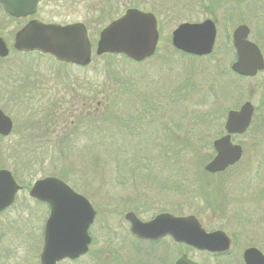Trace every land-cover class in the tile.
<instances>
[{
  "label": "rangeland",
  "instance_id": "rangeland-1",
  "mask_svg": "<svg viewBox=\"0 0 264 264\" xmlns=\"http://www.w3.org/2000/svg\"><path fill=\"white\" fill-rule=\"evenodd\" d=\"M123 1L125 7L135 4L142 9H153L157 17L158 47L154 56L143 62L129 61L120 55H116L113 59L97 57L94 48L98 22L89 24L88 35L93 46V59L86 67L59 64L49 56L36 52L16 53L12 48L13 34L21 23L4 18L0 28V36L9 48L8 56L0 59V107L14 122L10 136L0 140V166L11 170L16 168V177L24 185L31 184L38 178L49 175L58 176L63 172L72 171V177L67 172L68 177L70 176L68 182L75 184V186L72 184V187L83 194L96 211L94 221L89 228V234L92 237L90 253L76 261L64 260L58 264H93L90 254L96 250V247H106L111 251L113 247L125 245H171L175 255L179 249L169 238L157 243L133 241L129 238L128 223L123 215L128 210H133L130 205L134 204L136 199L139 202L140 194L147 196L144 201L146 205L138 207L135 211L142 220H148L159 211L175 215L194 214L206 229L227 224L226 231H233L232 225H235L236 220L231 217L235 213L231 208L232 205L229 207V213L223 216L224 218L214 221L210 213L205 211L204 202L189 198L180 187L176 190H171L169 187L164 189L141 178L139 180L137 176H132L130 171L134 165L131 160L136 161V157H141L142 160L138 158L141 162L149 160L156 166L155 171L162 172L160 179L168 177L170 182L173 180L182 182V179L193 178L194 172H198L194 173L197 174L196 177L204 176L201 172L204 165L199 166L196 158L199 155L207 157L203 164L210 160L213 155L211 142L222 134L225 119H222L220 133L214 136L212 131H215L216 127L206 126L205 120L202 121V117L210 112L213 103L219 101L225 104L228 111L238 108L248 100L256 108L255 114L264 112V73L246 78L238 77L230 70V64L234 60L231 33L237 24L248 25L250 28L248 38L257 43L264 53V13H261L260 2L246 0L238 6L234 0L231 4H226V6H235V9H232L230 14L224 10H219L217 13L214 53L208 57L194 58L174 49L170 36L171 31L181 22H200L210 17V12L200 6L199 0ZM95 4L96 0H88L85 8L88 6L87 9H91ZM250 6L259 8L249 10ZM85 8L82 4L66 11L60 7L58 1H45L40 7L38 16L45 19H58L68 14L72 19L83 20ZM226 11L228 12V9ZM116 12L114 8L106 14L95 16L102 22ZM110 60L113 64L109 63ZM191 76L194 79L190 82L188 78ZM26 77L29 78L28 82H34L41 87L73 85L75 88L82 89L86 97L88 93L86 88L91 81L95 85L94 88L105 91L99 94L98 99H95L93 103L101 102L102 97L109 95L107 106L102 107L103 111L108 109L112 115L123 117L125 112L128 115L138 109V111H144L146 117L142 120L139 133L133 136V140L126 138L124 134L123 137L119 133L116 134L119 141L123 140L119 142L121 146H124L122 154L109 152L106 149H100L98 152L86 149L83 152L81 146L85 145L79 142L80 151H77L78 154L75 153L76 157H87L86 160L92 164L90 160L95 152L97 157L100 156L98 164L84 169L81 165V167L72 168V152L67 149V146L62 149L60 146V148L55 147L46 157L44 156L45 148L33 151L24 149L21 160L30 159L31 164L29 169H22L25 166L15 165L16 160L12 158L11 150L9 152L8 150L11 146L13 150H16V144L23 140L21 139L23 136H26L25 139L28 142L37 141L32 137L36 132L32 129L37 127L29 126V129L28 126L25 127L27 123L29 124L31 113L29 108L34 111L38 109L37 99L32 104L31 101L27 104L28 102L25 103L22 99L14 100L11 95L13 87L14 90H18ZM193 82L196 85L192 86ZM77 83L79 86L75 85ZM9 90L11 92L7 94ZM254 121L252 123H256V120ZM117 131L120 132V130ZM142 134L144 136H141ZM256 134L255 129L252 128L241 135L232 137L235 143L242 146L243 153L241 159L226 172L246 171L245 175L248 177L260 176V173H255L256 171L264 172V137L262 139ZM172 138H176L177 141L183 140L184 144H178L173 150L171 148L173 145L169 141ZM185 139L197 144L198 151L195 155ZM133 141L137 144L134 145ZM208 142H210L209 145ZM64 149L65 152H63ZM174 162L176 164L173 165ZM247 167L249 169H246ZM115 173H119L118 177L121 180H127L128 183L117 184L118 174L115 175ZM213 178L215 179L216 176ZM249 181H251L249 178L242 180L243 183ZM231 182L226 181L230 191L235 185L237 186L234 180ZM136 187L144 189L138 192L135 190ZM128 197L133 200L131 204L130 201H126ZM122 198H124L120 201L122 205L109 204ZM113 199L115 200L110 201ZM239 208L247 215L253 216L246 220L241 215L243 221L240 226L233 228L241 231L238 233L243 236L242 245H246V239L254 241L252 237L264 233V202L243 203ZM240 210L237 209V212ZM47 213L48 207L30 199L27 190L19 192L14 204L0 214V264H39L42 229ZM262 247L264 249V243Z\"/></svg>",
  "mask_w": 264,
  "mask_h": 264
},
{
  "label": "water",
  "instance_id": "water-1",
  "mask_svg": "<svg viewBox=\"0 0 264 264\" xmlns=\"http://www.w3.org/2000/svg\"><path fill=\"white\" fill-rule=\"evenodd\" d=\"M39 0H0L3 10L11 16L32 14ZM249 28L237 25L232 31V44L236 59L231 70L245 77H252L264 70V59L259 47L248 40ZM216 27L211 19L201 22H182L171 32L172 46L194 56L208 55L215 42ZM159 33L157 19L152 12L129 8L123 15L101 29L95 54H120L134 62L150 58L156 49ZM12 47L20 52L38 51L51 55L55 60L87 66L91 61V42L82 23L59 25L30 20L14 34ZM9 53L0 37V57ZM254 107L244 101L238 109H230L224 121V133L213 139L212 158L204 170L216 173L237 163L242 156V147L232 141V135L243 134L249 127ZM12 120L0 108V135L7 136L12 129ZM20 189L11 172L0 169V212L9 207ZM29 196L48 205L49 212L43 229V244L39 264H57L68 258L76 259L85 254L90 244L89 226L96 211L89 200L74 191L67 183L55 176L35 180ZM124 219L129 223V232L141 239L156 240L170 236L198 249L209 251L227 250L230 238L223 230L206 231L193 214L174 215L159 212L148 220H141L133 211H127ZM262 255L255 248L244 252L245 261L251 264L250 255ZM175 264H199L181 256Z\"/></svg>",
  "mask_w": 264,
  "mask_h": 264
},
{
  "label": "flooded vegetation",
  "instance_id": "flooded-vegetation-1",
  "mask_svg": "<svg viewBox=\"0 0 264 264\" xmlns=\"http://www.w3.org/2000/svg\"><path fill=\"white\" fill-rule=\"evenodd\" d=\"M45 1H58L60 3V7L68 11V10L74 9L77 6H81L82 4H84V8H85V5L88 0H39L37 2L35 11L32 14H27L25 16H19V17L9 15L0 6V28H2V22H3L2 20L4 18L6 20L20 22L21 25L18 26L17 30L20 29L22 26H24L30 20H38L43 23H56L59 25L82 23L86 27L87 31L89 29V24L92 25L98 22L99 23V26L97 27L98 29L97 38H98L99 32L102 28H104L111 21L123 15L125 11L129 8H137L140 10L149 11V12L154 13L153 9H142L135 4H131L125 7V3L123 0H96V4L91 9H87L88 6H86L85 8L86 10L84 13L85 17L83 20L72 19L70 16H68V14H65L63 18L45 19V18L40 17V15L38 16V13H40L39 12L40 7ZM232 1L234 0H230L229 4H231ZM224 2H226V0L223 1V3ZM259 2L261 3L260 8L262 7L260 9L261 13H264V0H261ZM201 7H203L204 10H207V7L205 6H201ZM250 7L251 8L249 10L259 8L255 6H250ZM114 8L116 9L117 12L111 17L108 16L106 21L103 20L102 22H100L97 20V17L95 16L96 14L98 15L106 14L110 10H113ZM119 8H121L120 11H119ZM213 9L214 10L210 12L211 15L209 18L215 21V24H216L218 20L217 13L219 12V10H224L227 14H230L231 10L235 9V6L234 7L226 6L225 4L224 6L223 5L215 6ZM227 9H228V12L226 11ZM157 24H158V21H157ZM215 48L216 47L214 44L213 51L215 50ZM92 51H93V48H92ZM33 52H36L40 55L49 56L51 59H53L55 62L59 64L72 65V63L59 62L55 60L49 54L40 53L37 51H33ZM33 52L23 53V52L16 51V53H19V54H26V53H33ZM261 52H262L263 59H264V53L262 50ZM103 55H107V54H102L100 56H103ZM206 56L208 57L209 55L200 56V57H206ZM235 58H236V54L234 51V59ZM258 73H264V70ZM28 80L29 78L26 77V80H23L25 85H22L19 87V89H21L23 93L22 100L25 103L28 102L27 104H29L31 101V104H32L37 99L38 109L34 111L33 109L29 108V110L31 111L30 115L35 114L37 122L36 124L27 123L25 127L28 126L27 127L28 129H29V126L32 128L34 126L37 127L36 129H32L33 132L36 131L35 132L36 134L34 133L32 137L36 138L37 141L40 140L43 142H47L48 144H50L51 142L52 143L69 142L68 147L72 152V124L74 123L73 119L74 118L77 119L78 117H84L85 115H89L90 113L96 114L100 109H102V104L105 102H108L109 96L102 97L103 99L101 102L95 101L93 103V101L89 99H86L85 100L86 102L80 101V99H77L74 102H72V98H73L72 97V85L41 87V86H37L34 82H30V81L28 82ZM263 111H264V107H263ZM252 119H253V116H252ZM12 124H13L12 129H11V132L8 134V136H10L14 128L13 120H12ZM37 131H39V133H37ZM8 136H5V137H8ZM0 137L5 138L4 136L3 137L0 136ZM25 138L26 136H23L21 139H25ZM59 146L60 145L57 144V147ZM65 146L66 144L63 145V147ZM17 163L18 161L15 162V164ZM231 167L233 166H229L224 171L217 172V173H208L206 171L204 172L208 175H211L212 177L216 176V178L220 177L221 179H225L228 182H231L233 180L235 181L237 186L234 184L235 186L233 190L230 191L228 190V187H227L228 185H227L226 186L227 191L225 190L224 192L225 194H227V197H229V203H230L229 206L231 205L240 206L242 203H249V204L250 203L254 204L256 202L263 203L264 202V172L256 171L255 173L256 174L260 173V176L256 175V176L248 177L247 175H245L246 171H238L236 173L226 172ZM22 169H29V165L25 166ZM246 169H249V168L247 167ZM16 170H17L16 168H14V170L9 169L13 178L15 179L17 184L20 186V189L15 194L14 202L16 201L17 195L19 194L20 191L27 190V192H29V189L32 185V183L31 184L27 183L25 185L22 184L16 177V174H15ZM67 172L68 171L63 172L64 178L62 180L65 181L72 188V183L68 182L69 180L68 178L70 176L72 177V171L68 172L70 175L69 177L67 175ZM49 176H54V175H49ZM245 178H249L251 179V181H249L248 183H243L242 180ZM29 198L37 203H43L46 205V203L39 201L35 198H32L30 196ZM14 202L8 208H10L14 204ZM8 208L1 211L0 214L6 211ZM159 212H162V211H159ZM223 216H226V214L219 215V214L210 213V217L213 218L214 221L221 220V218H224ZM231 217L235 218V215H231ZM245 217L246 219H249V217H253V216L245 215ZM241 221L243 220L241 219ZM219 226L220 227L222 226V227L220 228ZM232 226L234 228H237L238 226H240V224L235 223V225H232ZM226 228H227V224H224V225L213 226L210 229L205 228V230L208 232L218 230V229L223 230L227 234V236L230 238V246L227 250L209 251L205 249H198L186 243L177 242L173 240L170 236H163L156 240H145V239L138 238L130 234V232H128L129 238L133 241L157 243L161 241L162 239L169 238L173 243L176 244V247L179 249V251L176 252L175 255H173V249L171 245H165V246H157L156 244L151 245V246L125 245V246L113 247L111 248V251L107 250L106 247H96V250L90 254V257L93 259V264H175L176 260L180 258L181 256H186L187 259L193 262L199 263V264H247L245 261L244 252L248 248H255L262 255H258V254L250 255V259L252 262L251 264H264V249L262 247V244L264 243V233H261L260 235H255L254 237H252L254 238V241L246 239L247 240L246 245H242L243 236L239 234L241 231L239 232L237 231L238 229L234 230L232 228L233 231L230 232V231H226ZM43 229H44V224H43ZM43 229H42V244H43ZM128 229H129V224H128ZM258 243L260 245H258ZM257 245L260 247H258ZM89 253H90V247L86 254H89ZM86 254L80 256L79 258L84 257ZM79 258H77V260ZM74 261H76V259Z\"/></svg>",
  "mask_w": 264,
  "mask_h": 264
},
{
  "label": "trees",
  "instance_id": "trees-1",
  "mask_svg": "<svg viewBox=\"0 0 264 264\" xmlns=\"http://www.w3.org/2000/svg\"><path fill=\"white\" fill-rule=\"evenodd\" d=\"M223 1H225V0H199V4H200V6L207 7L206 11L211 12L214 10L213 8L215 6H219L222 4L223 5L229 4L230 0H226V2H224V3H223ZM235 1H236V3H238V6H239L241 3L245 2L246 0H235ZM254 1L259 2L261 0H254ZM102 57H107V58L113 59V57H115V55L107 54V55H103ZM194 58H197V57H194ZM109 63L113 64L111 60L109 61ZM192 79H194V78L191 76L188 78V81L191 82ZM88 83H89V85L87 86L86 89H87L89 94L86 93L87 97L83 95L85 93L82 92V89L75 88L72 85V97L74 98V99L72 98V102H74L77 99H80V101H83V102H86L85 101L86 99L94 101L95 99H98L99 94H102L103 92H105L104 89L99 90L97 88H94L93 86H95V85L93 84V82L89 81ZM22 85H25V83L23 81H22L21 86ZM75 85L79 86V83H77ZM194 85H196V83L193 82L192 86H194ZM80 87H83V86H80ZM11 91L10 90L7 91V94H10V92H11L12 93L11 95H13L12 98L14 100L22 99L23 93H22L21 89L14 90V87H13V90H11ZM108 96L109 95L107 94L106 97H108ZM106 103H108V102L103 103L102 107L107 106ZM225 107H226L225 104H223L219 101L218 102L216 101L213 103V106L211 107L210 112L206 113L202 117V121L205 120L206 126L213 125V128H214V126L216 127L215 131L212 128V130H213L212 132H214V136L216 134L220 133L219 129L222 127V125H221L222 119L225 117V114L227 111V109ZM124 114L125 115H123V117H118V116H114L110 112H108V109L106 111H103L102 109H100L96 114L90 113L89 115H85L84 117H78L77 119H75V118L73 119L74 123L72 124V168H74L76 166H78V167L83 166V168L85 169V168H87V166H91L93 164H98L100 161V156L97 157L96 152H98L100 149L101 150L106 149L109 152H113V153L117 152L119 154L120 153L122 154L124 152V146H121L119 144V142H122L123 140L119 141L117 139L116 134L119 133L121 135V137L126 135V138L128 137L129 139L133 140V136L135 134L137 135L139 133L138 132L139 126H140V124H142V120L146 117V113L144 111L143 112L138 111V109H137V110H134V113H130V114L126 115V112H125ZM254 118L255 119H253V121L256 120V123H252L249 129H252V128L255 129V131L257 133L256 135L262 137V139H263V137H264V112L261 114L260 113L254 114ZM36 122L37 121H36L35 114L30 115L29 123L36 124ZM117 130H120V132H118ZM106 133H108V135H106ZM141 136H144V134H142ZM130 137H132V138H130ZM1 139L2 138L0 137V140ZM169 141L173 145L171 147V148H173V150H175V148L178 146V144L179 145L184 144L183 140L177 141L176 138H172ZM185 141H186V144H188L189 146L192 147V149H193L192 152L195 155L196 151H198L197 144H194L193 142H190L189 140H186V139H185ZM79 142H82L85 145V146H81L82 147L81 151H83V152L86 151V149L91 150L92 152L96 150L95 155H93V158H91V160H90L92 162V164L86 160V159H88L87 157H83V156L82 157H76L75 153H77V151H80L79 150L80 147L78 146ZM51 143L48 144L47 142H43L40 140L36 141V142H34V141L28 142V141H26V139H23L22 141H19L18 144H16V146H17L16 150H13L12 149L13 147L11 146L10 149L8 150V152L11 150L10 153L12 155V158H14L16 160V162L18 161V163H17L18 165L28 166L31 164L30 160H26L25 158H24V160H21V158H22L21 154H23L25 152V151H23L24 149H28L27 151H29V150L33 151L35 149L39 150V149L45 148L44 156L46 157L47 154H49V153L51 154L53 152V149L55 147H57V144H59L61 149H62L63 145H65V144L68 147L69 142H58V143L54 142L52 144ZM133 143H134V145L137 144V142H135V141H133ZM86 144H89V145H86ZM207 144L209 145L210 142H208ZM202 146H203V144H202ZM60 147H58V148H60ZM67 149H69V147ZM19 152H21V153H19ZM63 152H65V149L63 150ZM11 155H10V157H11ZM7 157H8V155H7ZM138 158H140L142 160L141 157H136V161L134 159L131 160L132 164L134 165L132 167L133 168L132 171H130L131 172L130 174H132V176H137V178H139V180L141 178L145 181H148L151 184H156V186L163 187L164 189L169 187V189H171V190L172 189L176 190L177 188L180 187L183 191H185L188 194L189 198L199 199V200L203 201L205 206H206V207H204L205 211H208L211 214L221 215V214H228L229 213V207H230L229 206V204H230L229 203V197H227V194L224 193L225 190L227 191V187H226L227 186L226 185L227 180L216 179V178L214 179L211 175H208L204 171H201L204 176L196 177L197 174H194V173H198V172H194L193 178H190L188 180L182 179V182H180L178 180H173L172 182H170L168 177H166V179H160V175L162 176V172L155 171L154 169L156 168V166H154L153 163H151L149 160L141 162L140 159L138 161ZM206 158L203 157V155H199L196 158V162L198 163L199 166H202V165H204L203 164L204 161L207 160ZM174 164H176V163L174 162L173 165ZM136 165H145V166H136ZM146 165H149V166H146ZM75 173H76V171H75ZM115 175H117V178H118L117 184H120V185L124 184V183L126 184L127 180H121L120 177H118L120 175L119 173H115ZM59 176L62 179L64 178L63 173L60 174ZM166 183L168 184V186ZM72 184H73V186H75L74 183H72ZM135 185L137 186L138 184H135ZM143 189H144L143 187H139V188L136 187L135 190L140 192V190H143ZM141 192H144V191H141ZM138 196L141 197L139 202L136 199L134 201V204L130 205L131 209H133L134 211H137L138 207L146 205L144 203V201H145V198L147 196H145L143 194H140ZM114 200L115 199L110 200V201H114ZM121 200H124V198L119 199V200H115L114 203H109V204H111V206L112 205L113 206L122 205L121 204L122 202H120ZM126 201H130V204L133 202V200L129 197L126 199ZM123 202H125V201H123ZM242 204H241V206H242ZM125 206L126 205H124V207ZM231 208L235 211L234 215H235L236 223L240 224L242 222L240 215H242L246 219V217H245L246 213L241 211L240 210L241 208H239V206L232 205ZM237 209H239L240 211L237 212ZM246 220H248V219H246Z\"/></svg>",
  "mask_w": 264,
  "mask_h": 264
}]
</instances>
